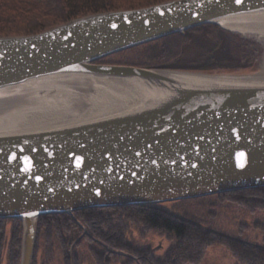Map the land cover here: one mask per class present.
<instances>
[{
	"label": "water",
	"instance_id": "water-1",
	"mask_svg": "<svg viewBox=\"0 0 264 264\" xmlns=\"http://www.w3.org/2000/svg\"><path fill=\"white\" fill-rule=\"evenodd\" d=\"M260 18L264 0H166L0 36V88L81 76L147 96L105 116L0 134V219L22 223L19 264H31L39 216L264 187V82L97 62L199 25L239 32L221 22Z\"/></svg>",
	"mask_w": 264,
	"mask_h": 264
},
{
	"label": "trees",
	"instance_id": "trees-1",
	"mask_svg": "<svg viewBox=\"0 0 264 264\" xmlns=\"http://www.w3.org/2000/svg\"><path fill=\"white\" fill-rule=\"evenodd\" d=\"M163 1L166 0H0V36L35 34L79 16L140 8ZM231 34L235 35L232 31L217 25L203 24L187 29L183 33H174L119 51L97 62L188 71L246 70L249 60L236 58L228 53ZM201 50L203 54L199 53ZM129 51L126 60L106 61L110 56ZM219 51L223 55L219 54ZM224 62L226 65H223ZM208 197L237 202L248 212L264 211V187L179 201L181 203L200 201ZM183 212L186 214L189 210ZM8 221L12 222L15 228L17 227V232H13L12 245L8 252V264H17L20 243V221L17 219H0V264L5 243L4 223ZM82 226L90 236L99 239L105 244L104 246L114 250L109 252L102 246L99 255L109 261L118 259L119 264H199L205 250L213 244L225 246L238 264H264V244H253L237 237L220 234L212 229H205L197 220L194 221L184 215H175L173 211L166 210L164 204L87 208L74 211V217L68 214L39 216L35 226L34 251L41 238L45 239L46 247H49L53 241L60 242L62 250L66 253L67 248L75 240V246L81 244L85 237L90 240L87 234L82 235ZM255 227L264 230V226L260 223H256ZM134 230H138L141 234L152 230L161 232L171 240L170 245L161 256L154 255L149 246H138L133 240H126L127 235ZM93 250L95 252L97 249L93 247ZM33 259L34 255L32 262Z\"/></svg>",
	"mask_w": 264,
	"mask_h": 264
},
{
	"label": "rangeland",
	"instance_id": "rangeland-1",
	"mask_svg": "<svg viewBox=\"0 0 264 264\" xmlns=\"http://www.w3.org/2000/svg\"><path fill=\"white\" fill-rule=\"evenodd\" d=\"M232 33L235 35L231 34L232 37L230 38L231 42L228 44V53L233 57L245 59L247 61L249 60L248 68H245L246 70L214 69L201 70L198 72L227 75H248L253 73L264 74V34L258 35L254 32V34H241L233 31ZM199 53L203 54V50L199 51ZM129 54L130 51L121 55L110 56L106 59V61L110 62L112 60H126V57ZM219 54L223 55L221 51H219ZM217 59L220 60L221 58ZM223 65H226V63L224 62ZM200 201H190L185 203H181L180 201L172 203L168 202L164 204V207L168 211H173L175 215H184L185 217L191 218L194 221L197 220L205 229H212L219 232L220 234L237 237L253 244H264V230H262L260 227H255L256 223H260L264 226V211L248 212L243 209L244 207L239 206L237 202L231 200H222L218 197H208ZM186 209L189 210V212L185 214L183 210ZM68 215L74 217V212ZM113 217H116V215H113ZM17 225L18 224H16V226ZM16 228L10 221L4 223V242L6 245L5 243L3 244L4 249L1 252V264H8V252L10 246L12 245L11 243L14 236L13 232H17ZM102 228H104V226ZM20 229L19 255L22 237L21 222ZM82 229L85 230H82V235L84 236V234H87L90 237V240L96 243V245H94L90 240L86 239L87 237H85V239H83L81 244L78 246H75V240L67 248L66 253H64L60 242L56 243L53 241L49 247H46L45 239L40 238L39 244L36 246V250L33 252V260H36V262L34 263V261H31V264H76V262H78V264L80 262L81 264L83 260L87 264H119L118 259L109 261L105 260L103 258L104 256L99 255L100 247L104 246L105 244H103L99 239L90 236L83 226ZM126 240H133L135 242L134 244H138V246H149L154 255L157 256H161L171 242V240H169L164 234L154 230L146 231L143 234L139 233L138 230H134L131 232V234L127 235ZM93 247H95L98 251L96 250L93 252ZM104 248H106L109 252L114 251L113 249H109L106 246H104ZM75 255H77L79 259L74 257ZM19 258L20 256H18L17 264H19ZM199 264L238 263L231 256L230 252L225 248V246L221 244H213L205 250V253L202 256Z\"/></svg>",
	"mask_w": 264,
	"mask_h": 264
},
{
	"label": "bare ground",
	"instance_id": "bare-ground-1",
	"mask_svg": "<svg viewBox=\"0 0 264 264\" xmlns=\"http://www.w3.org/2000/svg\"><path fill=\"white\" fill-rule=\"evenodd\" d=\"M221 22L241 34H264V18ZM259 22V23H258ZM253 33V34H254ZM213 80L264 82L259 76L199 75ZM263 79V80H262ZM143 90L103 83L95 78L59 76L0 88V134L62 126L134 108Z\"/></svg>",
	"mask_w": 264,
	"mask_h": 264
},
{
	"label": "flooded vegetation",
	"instance_id": "flooded-vegetation-1",
	"mask_svg": "<svg viewBox=\"0 0 264 264\" xmlns=\"http://www.w3.org/2000/svg\"><path fill=\"white\" fill-rule=\"evenodd\" d=\"M74 257H76V258H78V256L77 255H75ZM79 259V258H78ZM36 262V260L34 261V263ZM76 264H78V262H76ZM79 264H80V262H79ZM81 264H87L86 262H84V260L82 261V263Z\"/></svg>",
	"mask_w": 264,
	"mask_h": 264
},
{
	"label": "snow or ice",
	"instance_id": "snow-or-ice-1",
	"mask_svg": "<svg viewBox=\"0 0 264 264\" xmlns=\"http://www.w3.org/2000/svg\"><path fill=\"white\" fill-rule=\"evenodd\" d=\"M238 2H239V0H238Z\"/></svg>",
	"mask_w": 264,
	"mask_h": 264
}]
</instances>
